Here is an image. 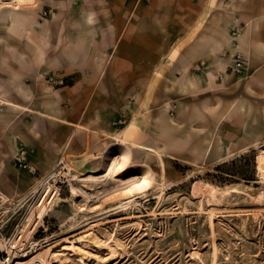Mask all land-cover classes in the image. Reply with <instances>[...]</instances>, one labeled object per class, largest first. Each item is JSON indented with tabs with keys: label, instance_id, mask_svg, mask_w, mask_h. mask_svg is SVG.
I'll list each match as a JSON object with an SVG mask.
<instances>
[{
	"label": "crops",
	"instance_id": "crops-1",
	"mask_svg": "<svg viewBox=\"0 0 264 264\" xmlns=\"http://www.w3.org/2000/svg\"><path fill=\"white\" fill-rule=\"evenodd\" d=\"M15 6L0 11V100L10 103H0V194L9 203L61 163L79 178L101 176L119 145L130 158L119 176L76 181L105 207L128 200L119 194L134 166H150L160 188L175 164L216 165L264 146V0ZM236 53L241 76L230 71ZM21 150L36 176L12 166Z\"/></svg>",
	"mask_w": 264,
	"mask_h": 264
},
{
	"label": "rangeland",
	"instance_id": "rangeland-1",
	"mask_svg": "<svg viewBox=\"0 0 264 264\" xmlns=\"http://www.w3.org/2000/svg\"><path fill=\"white\" fill-rule=\"evenodd\" d=\"M15 5H19L16 0H0V11L16 9ZM249 153L232 165V159L205 166L175 164L172 176L165 179L160 172V188L154 186L151 167L144 165L154 182L130 206L128 199L105 207L76 183L103 182L100 176L72 174L71 186L64 176L55 177L49 180L54 199L25 250L13 260L23 264H264V176L255 164L256 156L264 158V146ZM221 164L222 171L239 173L247 180L215 171ZM195 182L200 184L196 193ZM203 184L216 193L202 191ZM40 185L41 181L18 207L0 214V263L8 258L4 245L30 214ZM221 189L228 193L221 194ZM124 190L121 197H126Z\"/></svg>",
	"mask_w": 264,
	"mask_h": 264
},
{
	"label": "bare ground",
	"instance_id": "bare-ground-1",
	"mask_svg": "<svg viewBox=\"0 0 264 264\" xmlns=\"http://www.w3.org/2000/svg\"><path fill=\"white\" fill-rule=\"evenodd\" d=\"M22 0H16L17 4H20ZM1 104L10 105L8 101H1ZM120 146V145H119ZM118 146L117 149V156L112 159L110 167L107 169V171L104 172L103 175H101L99 178H101L99 181L105 182L106 179H111L113 177L119 176V173L126 169L129 166V151L124 146ZM127 147V146H126ZM109 153V152H108ZM115 156V155H114ZM111 158V157H110ZM109 158V159H110ZM111 160V159H110ZM256 164V170L260 175L264 176V158L260 156H256L255 159ZM107 168V167H106ZM134 176L130 179V184L128 187L124 190V193L126 194V197H128L129 201L127 203V206H130L135 203V197L137 195H143L147 191H149L153 184V178L151 175L150 170L144 166H134L133 167ZM54 177L58 176H64L71 186V182L74 180V176L70 173L69 169L64 164H59L51 173ZM48 178V177H47ZM45 179L44 182L40 185L41 191L39 192L38 197L36 198L35 202L32 205V210L30 214L27 216V218L24 220V223H22L18 229L16 230V233L12 237V239L4 245V250L6 252V255H8V258L0 263V264H23L18 261H14L13 259L17 257V255H20L25 249V245L27 244V241L30 240L33 231L38 226V222L41 219V217L44 214V211L49 207L51 201L54 199V194H56L55 190L53 189V185L48 181V179ZM95 181L98 179H94ZM204 192H207L211 195H214L216 193V190L212 188L210 185L203 184ZM200 188L199 182H195L193 185V191L196 193V191ZM54 192V193H53ZM221 194L228 193L227 189H221L219 191ZM53 193L52 197L51 194ZM80 193L85 196L86 194L82 191ZM5 201H8L5 197H3ZM1 228V227H0ZM7 242V241H6ZM1 246V243H0ZM20 249V250H18ZM35 256L34 258H36ZM33 259V258H32ZM34 260V259H33ZM40 261V259H35ZM31 261L29 262V264ZM28 264V261L26 262ZM43 264V263H42Z\"/></svg>",
	"mask_w": 264,
	"mask_h": 264
},
{
	"label": "built area",
	"instance_id": "built-area-1",
	"mask_svg": "<svg viewBox=\"0 0 264 264\" xmlns=\"http://www.w3.org/2000/svg\"><path fill=\"white\" fill-rule=\"evenodd\" d=\"M135 4H141V3H147L148 0H132ZM43 16L46 15L45 12L42 13ZM239 32L238 28H235L234 31L232 32V36L235 37ZM203 66L202 62H198L193 66V70L194 71H200L201 68ZM246 67V62L243 58L242 55H240L239 53H236L232 56V66L230 67V71L237 75V76H241L244 72V69ZM47 82L50 83L53 86H57V87H61L65 85V81L62 78H56L53 76H49L46 78ZM118 123V122H117ZM118 124H121L120 122ZM12 166L17 169V170H21L24 171L25 173H27L28 175L31 176H36L37 175V171L35 169V167H33L26 158V153L25 151H18L12 158ZM48 177V178H47ZM52 180L54 179V175L53 174H48L47 176L43 177L40 181L41 184L44 182L45 179ZM3 195L0 194V214L1 213H7L9 212V210L11 209H15L16 207H18L19 203L18 201H15L13 203H7V201H5L3 199ZM11 205H14V207H10Z\"/></svg>",
	"mask_w": 264,
	"mask_h": 264
},
{
	"label": "trees",
	"instance_id": "trees-1",
	"mask_svg": "<svg viewBox=\"0 0 264 264\" xmlns=\"http://www.w3.org/2000/svg\"><path fill=\"white\" fill-rule=\"evenodd\" d=\"M251 152H252V151H250V153H251ZM250 153H249V154H250ZM243 156H244V155H243ZM249 156H251V155H249ZM241 157H242V156H239L238 158H234V159L230 160V161H229V165L234 164L238 159L240 160ZM247 157H248V155H247ZM250 160L252 161V159H250ZM222 167H224V164H221V165H219L218 167H216V168H215V171L219 172L220 174H225V175H227V176H226L227 178H228V177H237V178H239V179L247 180V179L242 178L241 176H239V173H236V172L227 173V172L222 171ZM216 184H217V183H216Z\"/></svg>",
	"mask_w": 264,
	"mask_h": 264
}]
</instances>
